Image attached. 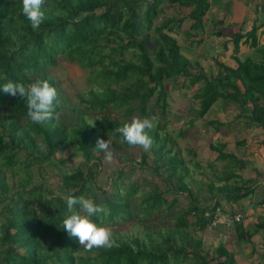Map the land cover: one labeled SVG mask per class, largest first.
Here are the masks:
<instances>
[{"label": "trees", "instance_id": "trees-1", "mask_svg": "<svg viewBox=\"0 0 264 264\" xmlns=\"http://www.w3.org/2000/svg\"><path fill=\"white\" fill-rule=\"evenodd\" d=\"M210 4V0H46L47 18L34 30L22 14V0H0V264H239L234 251L224 243H219L209 257L201 237L196 235L211 224L219 204L215 198L218 194H227V201L232 202L248 194H241L242 185L232 181L240 179L233 169L240 170L248 162L227 150L226 140L218 139L217 146L212 140L215 133L228 135L232 120L206 121L212 128L218 123L209 140L210 149L216 152L215 161L228 162L220 175L223 182L206 184L211 198L208 205L187 182L190 168L178 152L168 146L163 153L167 141L173 140L160 136L162 127L158 122L150 133L154 141L151 149L157 155L152 169L165 189L154 186L133 205L132 198L138 195L142 179L124 185L125 171L119 167L116 173H110L105 185L97 180L105 158L96 148L99 138L110 139V146L116 149L133 148L121 143L116 131L127 122L111 117L110 112L122 109L126 117L137 113L144 118L157 112L164 116L165 81L170 78L182 77L185 86L200 83L193 93L198 102L194 117L206 116L217 101L224 100L222 106L244 109L236 117L245 116L249 130L242 127L239 133L254 126L264 135V48H256L260 25L253 24L246 33L231 36L229 40L236 49L231 60H216V73L210 76L203 73L199 63L183 55L170 34L173 25H182L188 19L187 33L190 29L194 33L202 31ZM174 5L190 7L184 15L188 19L165 17L154 27L157 35L150 38V46L146 32L153 20ZM222 22L219 19L216 23ZM209 34L222 36L224 32L216 29ZM241 40L257 53L238 55ZM58 57L87 69L96 86L79 94L81 105L70 108L77 121L69 126L58 120L64 97L47 71ZM37 80H48L57 90L55 118L40 125L27 117L23 98L2 91L9 81L27 85ZM251 136H258L257 129ZM247 138H236L235 145H244ZM189 152L193 154L190 160H196L195 150ZM69 156H81L82 161L57 175V192L47 185V177L32 179L34 167L52 171L66 166ZM145 165L143 155L131 167L137 170ZM13 177L15 184L11 183ZM81 195L106 208L107 214L102 215L107 225L134 219L132 224L145 223L170 211L168 218L174 221L164 228L139 227L142 235L130 238L113 234L114 247L86 251L63 229L68 211L66 198ZM180 202L183 204L178 207ZM235 223L237 240L249 241L252 233L243 230L239 221Z\"/></svg>", "mask_w": 264, "mask_h": 264}, {"label": "rangeland", "instance_id": "rangeland-1", "mask_svg": "<svg viewBox=\"0 0 264 264\" xmlns=\"http://www.w3.org/2000/svg\"><path fill=\"white\" fill-rule=\"evenodd\" d=\"M215 7H217V3L210 5V8L207 10L206 14L203 17L202 31L200 30L196 33H194V30L192 31L191 29L188 30V33L186 32L190 20L184 15L187 14L190 7L186 6L181 8L177 5H174L170 9L161 12L153 20L152 28L146 32V36L149 38L148 41L150 42V46L152 44L150 38L157 35L154 27L156 25H159V23L165 17H173L179 19L184 16L185 19L188 20H184L182 22V25H173V32H171L170 34L174 38H176L183 55L189 58L192 62L196 61L197 63H199V66L203 73L208 76H210L211 74H215L217 68L216 60L225 62H229V60H231V55L236 49H234V43L231 42V40L229 42H226V40H229L231 36L234 35V31L237 32L238 27L240 30V24L243 20H246V18L242 16V13L247 11L243 4H236L233 10L235 15H231V13H229V15H226V10L224 8ZM219 19H222L223 22L217 24L216 22ZM254 21L255 22H253V24H259L260 22L264 21V19L263 17H260L259 19L255 17ZM250 24L251 23H249V25ZM245 28H247V26ZM216 29H221L224 32V35L218 36L209 34V31ZM262 39L258 41L256 48H264L263 36ZM225 42L226 45L224 46ZM242 42L243 41L241 40L240 45L242 44ZM254 50L255 48L241 47L238 48V55L253 56L257 53ZM257 56L259 57V55ZM47 71L48 74L52 75L55 78L58 91L64 97V103L58 111V120L64 125H72L75 121H77V116L70 110V108L73 105H81L79 94H85L90 88H95L96 86L90 80L89 71L87 69L82 68L77 64V62L67 60L64 57H58L57 63L53 66L48 67ZM192 71L194 72L195 70ZM199 84L200 83H197L193 86H185L183 84L182 77H177L174 80L171 78L167 79L165 81L167 91L166 114L164 116H160L157 112L156 114H151L150 116H155L157 118L155 124H157L158 122L159 125H161L162 128L159 129L160 136H165L173 140V142H171L170 140L167 141L163 153H165V149L168 146L172 147V151L178 152L179 156L184 159L185 165L190 168L191 177L186 179L190 184L191 189L195 192V194H201L200 197L202 196L204 202L206 204H209L211 202V198L208 196V194L210 195V193L209 191H207L206 184L209 182L216 184L215 182H217L218 179L215 176H220L221 172L226 169V162H216L214 159L216 156V152L211 150L209 147L211 134H213L214 129L218 128H216V125L218 123L214 124L215 126L213 125V129L212 126L207 125L206 121L210 118H215L218 119V121L232 120V122L235 123V121H238V119L246 120V118L245 116L236 117L238 113L244 112L243 108L234 107L230 104H228L230 105L228 107L222 106L223 103H225L224 100L217 101L208 111L206 116L194 117L198 102L193 98V93L196 91ZM152 102L153 101L151 100L150 103ZM104 113L107 112L104 111ZM110 113L111 117L120 119L125 122H129L134 116L140 117L137 113H134V115L131 117H126L122 113V109L112 110ZM0 121H2L1 118ZM245 136L248 137V139L254 138V136H251V133H249V131H246ZM236 137H238V135L232 133V129L230 128L228 135L223 136L215 133L214 135H212V140L213 144L216 146V141L218 139L226 140V149L231 151L234 149V147H236V145L234 144V140L236 139ZM110 147L111 151L113 152V159L111 161H108L105 158L103 159L104 168L100 171L97 177L100 185H105L110 173L113 171L114 173H116L117 169L119 167H122L125 171V175L122 177L124 185H127L128 182L134 181L136 178H140L144 182L140 187L138 195L132 198L133 205H136V203L140 201V196L148 192L152 187L158 186L161 189H165V185H163L160 178L153 174L152 167L157 157L154 150L152 151V149L150 148L149 151L145 152L140 147H133L125 150L122 148L116 149L112 146ZM189 150H195V158L197 161L190 160V158L193 157V154L189 152ZM58 155L59 153L57 154V156ZM65 155H67V153ZM143 155L146 158L145 167L142 169L135 168L137 170H133L131 164L140 162ZM125 157L128 158V161L124 160ZM243 160L247 163V160ZM81 161V156H69L65 164L66 166L61 165L60 168H55L52 171L48 168L40 170L38 169V167H34L31 170V176L34 181H40L42 180V178L47 177V185L50 187V189L54 188L53 192H57V175H59L60 172L71 170L72 168L76 167L77 164H79V162ZM208 163L211 164L209 165ZM7 174L9 173L7 172ZM15 181L16 177H13L11 179V183L15 184ZM168 195V197H172L171 194L168 193ZM180 198L183 200L182 196H180ZM215 198L219 200V195H217ZM183 202H180L179 204H177V206L179 207L183 204ZM177 206H175V208H177ZM216 209H218L217 212H219L218 215H220V218L218 217V222L216 223V225H214V227L220 225L231 227L233 224H235V222L230 221V218L228 217L230 215L223 217L221 207L217 206ZM171 213L172 211L167 213V215H155L145 223H142L143 221H141V223L137 221L135 224H132V222L135 221L134 219L133 221L130 220L129 222H122L120 225L108 224V226L112 228L113 234L124 238H130L132 235H142V231H140L139 227L150 229L153 227L164 228L167 225L169 226L174 221L173 217L168 218ZM215 214L216 210L214 215ZM212 226L213 225L210 224L204 230L198 231L196 233V235L200 236L203 241L204 250H208V256L210 257L213 254L214 248L219 243L226 244L227 247L232 250V247L234 248V244L237 243H235L234 241L232 243L234 235H231V232H224L219 235V232L217 230L215 232L214 227ZM235 250H238V246L235 247Z\"/></svg>", "mask_w": 264, "mask_h": 264}, {"label": "clouds", "instance_id": "clouds-1", "mask_svg": "<svg viewBox=\"0 0 264 264\" xmlns=\"http://www.w3.org/2000/svg\"><path fill=\"white\" fill-rule=\"evenodd\" d=\"M45 4L46 0H22V14L34 30H38L47 18ZM2 91L26 101L27 117L33 124L40 125L55 118L57 90L48 80H37L27 85L9 81L3 85ZM156 119L155 116L144 118L134 116L116 129L121 135L120 142L140 147L145 152L149 151L154 143L150 133L155 130ZM110 145V139L97 140L96 148L105 154L108 161L113 159ZM66 204L68 211L63 220V229L70 237L77 238L82 248L91 251L94 248L110 249L115 246L112 228L103 220V215L107 214L103 205L84 195L69 196L66 198ZM93 217H96V220Z\"/></svg>", "mask_w": 264, "mask_h": 264}, {"label": "crops", "instance_id": "crops-1", "mask_svg": "<svg viewBox=\"0 0 264 264\" xmlns=\"http://www.w3.org/2000/svg\"><path fill=\"white\" fill-rule=\"evenodd\" d=\"M210 2V5L217 3V7L215 8H224L226 10V15H229V13H231V15H235L233 11L234 6L236 4H243L247 11L242 13V16H244L246 20H243L240 24V30L238 27V30L241 33H246L252 28L253 22H255V17L257 19L263 17L264 19V0H210ZM249 23H251L252 25H249ZM245 25L247 26V28H245ZM259 25L260 27L256 31L257 44L258 41L262 39V36L264 38V21L260 22ZM234 33H236V31H234ZM249 45V43L242 42L239 48H251ZM231 127L233 133L238 135V137L236 138L245 137L247 128L249 130L248 121L243 119H238V121H235V123H231ZM242 127H246V130L241 131L240 134L238 132V129L240 130V128ZM256 129L258 133V136L256 138H247L248 140H246L244 145L239 147L236 146L233 150L230 151L235 155H238V157L247 160L248 162V164L240 170L237 168L233 169L235 173H238L240 179L235 178L232 180L234 183L235 181H237V185H242V188L240 189L241 194H248H244L245 196H242L237 201L233 202L227 201L226 196H224L227 194H218V206L222 208L221 210L223 213V217L233 215L236 212H241L243 214V218L241 221H239V223H241L243 230L250 231L252 233V236L250 237L251 239L249 241L237 240L235 228L238 223L233 224L231 227H225L224 225L216 227L212 226L214 227L215 232L216 230L219 232V235L224 232H231V235H234L232 243L233 241L237 243L234 244V248L232 247V250L235 253L236 261L239 264H264V203H262V199L264 197V135L259 134V129ZM256 129L253 126L249 133L252 134L253 132H256ZM235 141L236 139L234 140V144ZM216 162L223 163L227 161L222 160ZM217 179L218 181L215 182V185L221 184L223 182L221 176H218ZM248 188H250V190H248ZM208 196L210 197L209 194ZM200 199L202 200V203L204 205H208L204 202L202 196L200 197ZM236 246H238V250H235Z\"/></svg>", "mask_w": 264, "mask_h": 264}, {"label": "built area", "instance_id": "built-area-1", "mask_svg": "<svg viewBox=\"0 0 264 264\" xmlns=\"http://www.w3.org/2000/svg\"><path fill=\"white\" fill-rule=\"evenodd\" d=\"M217 210H218V209H216V214L214 215L213 220H212V223H211L213 226L216 225V223L218 222V217L220 218V215H218L219 212H217ZM228 217L230 218V221H231V222H236V221H240V220H242V218H243V214L240 213V212H238V213H235V214L230 215V216H228ZM228 217H227V218H228Z\"/></svg>", "mask_w": 264, "mask_h": 264}]
</instances>
